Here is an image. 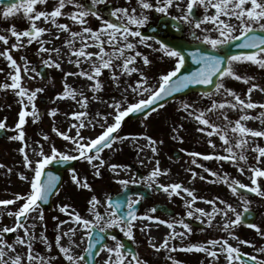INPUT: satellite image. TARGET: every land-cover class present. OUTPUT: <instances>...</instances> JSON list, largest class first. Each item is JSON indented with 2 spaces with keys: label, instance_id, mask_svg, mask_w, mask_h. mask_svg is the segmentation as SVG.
Instances as JSON below:
<instances>
[{
  "label": "rangeland",
  "instance_id": "obj_1",
  "mask_svg": "<svg viewBox=\"0 0 264 264\" xmlns=\"http://www.w3.org/2000/svg\"><path fill=\"white\" fill-rule=\"evenodd\" d=\"M84 3H88V0H82ZM132 5L135 6L136 0H131ZM186 2V0H185ZM57 0H47L46 4H37L35 8L37 10L50 11L53 9ZM128 0H109L107 5H98L101 10V14L107 17L106 8L110 7H127ZM184 7V4L181 5ZM0 9L3 6L0 5ZM74 8L72 5H67L64 12H71ZM213 10H209L211 14ZM172 15H179V11L173 7L170 9ZM203 14V9H199L198 15ZM161 14L152 12L150 13V20L148 25L141 29L142 33L147 31L150 27H160ZM88 26L96 29L99 26V21L93 17H88ZM58 23L69 24L72 31H79L80 26L71 23L70 19L66 16L57 18ZM168 21V20H167ZM39 27H50V31L45 32L42 39L50 41L45 47L58 48L59 53H38L39 45L34 41L31 45L26 44L27 38H21L25 46L19 49H12L11 44L15 42V37H12L10 32L7 31L10 27L14 26L16 31H23L30 27V22L24 18L22 13H16L15 11L9 18H3L0 16V35H6L8 37V44L5 45L0 41V51L8 48L9 53L16 59L17 63L23 66L26 58L29 62L28 67L30 69L35 68L36 72L40 73V66H44L46 69V78L41 75L37 76L36 72H29L25 74L23 67L21 68V85L27 87L30 90L42 88V92H38L34 101L36 110L39 114V119H34L33 116L28 115L25 117V124L22 125V130L25 133L24 141L12 140L10 137L17 135L15 125L19 120V112L22 108L25 111L31 112V105L24 108L21 103V98L14 94L16 97H12V93H15L11 89L0 88V122L5 124L7 136L0 138V200L14 199L17 194L21 196L30 192V181L33 177V172L30 168H25L23 164L24 153L20 152V148H25V153L29 155V159L35 161L39 159V151L42 148L45 154H50L52 146H55L61 152H67L71 155H76L73 152L74 145L70 141H66L59 133L66 132L70 136L76 134V128L72 125L77 124V121L70 114L72 112L86 111L88 113L87 120H92L96 116V113H100L101 116H107L113 112V109L109 105L113 100H122L126 95L129 102H134L140 97H135L129 90L128 93H124L123 90L127 84L133 83L138 79V74L133 73L131 77L120 76L119 86L111 80L108 70H103L102 76L99 78L102 83V89L93 92L91 84L94 81H89L85 77L79 75H67L68 73H78L81 69L89 70L90 65L87 61L81 58V64L79 67L76 64L70 63L69 60L75 61L76 57L71 55L70 48L65 44V40L69 38L68 32H59L57 38V29L51 25V23H44L43 20L37 21ZM170 28L180 31L179 37L185 40L194 42L189 32L188 25H182L181 28L172 27V23L168 21ZM210 27L211 25H205ZM135 27V26H133ZM156 35L159 39L161 34L157 31L151 33L148 36ZM198 35L203 33L197 31ZM213 36L215 32L211 33ZM165 38L171 36L169 31L163 35ZM138 39V38H137ZM75 46H80V40H75ZM148 43L153 44V48H147L144 45L137 46V51L148 56L151 63L147 66L143 65L140 58H137L136 66L148 77L149 82L155 84L161 73L172 67V61L170 58L163 57L160 52L153 49L158 47L154 41L149 40ZM86 51L97 52L96 47L87 48ZM51 55L53 60L60 63L59 69L55 67H49L42 63L43 59H47ZM114 63L119 64L120 61L116 60ZM0 84L8 83L12 81L9 78V73L12 69L9 67L5 57L0 56ZM236 73L242 77H248L249 82L245 83L243 80H236L235 78L226 77L223 79L226 88L233 89L238 93L242 99L251 100L258 106L255 109H249L248 114L251 117H258L262 109L260 104H264V69L250 62H243L236 66ZM119 72V69H117ZM35 77V78H32ZM67 83L76 92L83 93L84 97L88 98L86 108H81L77 101L71 98H60V94L64 91V85ZM257 84L259 87L253 89L249 94L247 92L251 84ZM203 92L192 91L185 96H179L178 98L169 101L164 104L163 107H158L155 111L148 113L146 116L138 117L137 120H127L122 123L119 130V135L122 137H128L124 140H116L113 142L110 148L104 149L100 153L101 158L104 160L103 165H99V161H93L92 164L88 163L83 158H79L73 168L78 179L85 180L90 185L88 189L81 187L74 183L71 179L73 169H66L64 171V179L60 185V189L53 196L52 209H43L39 205V209L28 214L25 227H29V232L36 239L32 242V249L34 254H39L40 257L49 258V264H67V261L63 259V254L59 252V246H70L74 254L79 255L84 253V249L87 247V240L81 239L82 229H77L75 234L69 233V236H64L63 233L67 232L69 227H72L71 218L67 213L61 212L60 208L64 205H68L69 212L78 213L82 217L92 218V214L88 212V202L92 196H96L101 204L97 206V211L103 214L104 207L106 206V199L108 197L116 196L125 187H133L130 196L138 198L142 196L140 200V208L137 211L139 217H145L144 219H138L133 222V238L130 241L136 247V255L144 264H226L225 255L218 252V258L213 259L205 252H197L195 250L189 252L186 248L191 244H205L208 248H212L211 245H207L206 242L211 239H228V242L234 247H238L240 252L247 254L246 256H255L257 260H264V252L259 249H264V197L254 195H245L249 201V209L255 211V217L252 224H256L260 229L258 232L256 229L249 227L243 222L232 228L233 234L238 239H232L227 233L220 231V226L225 219H235V215L231 212L227 217H223L217 214L212 221V225L209 226L206 221L207 217H202L201 220L195 219L196 208L204 209L205 212L212 211V205H209L206 201L216 200L217 197L230 203L229 200H235L238 203L237 211L243 212V204L239 200L238 196H234L230 189L223 182H219L218 177H213L209 172L204 171L205 168L211 169L217 172L220 176L227 174L229 179H235L245 185L251 186V171L243 162H240V166L245 167V171L241 173L238 170L236 164L228 161H219L215 158L210 160H204L203 155L193 156L192 153L219 154L225 155L224 143L219 139V136L214 134L209 137L205 132H201L198 129L204 127L199 125L193 118L189 117L187 113L181 109L180 102L185 101L191 103L194 108L204 110L210 107V99L202 95ZM95 97V98H94ZM147 94H145V97ZM13 98V99H12ZM80 96L77 95V100ZM212 99L220 101L222 99H231V97L214 96ZM24 104H27V99H24ZM19 107V109H18ZM56 109L55 115H50V111ZM227 115L233 122L240 118L241 113L238 110H227ZM208 118L216 121L214 114H208ZM100 123H105L100 117H96ZM221 122V121H216ZM112 123V117L108 116L107 124ZM246 127L253 130L264 131V123L261 119H248L242 121ZM87 124V121H86ZM55 129V130H54ZM176 129V131H173ZM210 130V129H209ZM103 129L95 121L91 125H88L80 129V134L86 138H95L99 135ZM47 136V139L44 137ZM147 137H151L155 141V147L157 151L152 152L151 146ZM175 137V138H174ZM182 138V139H180ZM249 147L246 153L247 165L259 167L264 170V157L260 158V162L257 163L255 156L257 153L252 151L255 145L264 147V137L252 138L249 134ZM211 140L215 144L213 148L208 141ZM178 150L180 152L179 157L173 156V151ZM161 169L162 174L158 176L160 182L167 184L181 183L183 187H186L193 191L194 196L197 197L192 203V207L189 209L185 200L192 199L188 197L186 193H181L180 196L173 194L169 196L164 191L157 194V198L151 202L152 196L155 195L156 189L154 187L148 188L147 185L141 181L147 177L155 167ZM193 161H196L193 163ZM99 166L100 175H96V168L93 165ZM110 165L117 166L115 169H119V172L110 167ZM201 165L203 167H201ZM48 166V165H47ZM10 170V171H9ZM166 170V172H165ZM193 172L196 173L193 177ZM21 175L26 177L22 179ZM123 177L124 180H128L129 184L124 186L120 183H116L114 178ZM200 177H204L201 179ZM132 180L139 181L138 183H131ZM257 183L264 190V177H257ZM140 186V190L135 188V185ZM241 194V193H240ZM203 198V199H200ZM147 201V203H145ZM24 200L15 201L13 204L3 206L0 205V228L5 226L13 227L16 223L14 215H9L8 212H15L24 203ZM165 204L167 207L173 210V215L162 213L160 211L151 212L150 209L155 204ZM217 207L225 208V205L219 204L217 201ZM193 211L194 216L188 217L187 211ZM226 210V209H225ZM42 211L43 220H39L37 217ZM148 215L158 217L160 220L172 222L174 220H184L189 224L192 231L187 233L186 230L180 224H175L174 228L170 231H162L161 227L167 226L161 224L159 220H147ZM61 221H68L66 224H60ZM142 221H147L151 224L148 227L141 225ZM192 222H197L202 227H194ZM35 225V227H30ZM59 225V228H58ZM110 230H116L120 235H123L117 228ZM184 232L183 237L171 238V233ZM246 232L251 235L250 240L246 239L243 233ZM41 234L46 237L48 244H51L49 249L47 245L40 239ZM61 236L60 244L57 245L56 237ZM24 231L17 227L15 232L3 234V239L8 243L13 244L15 251L11 249H5L7 256L5 259H9L15 255L22 257V264H27L26 254L27 245H21L15 243L17 237H23ZM124 236V235H123ZM128 238V237H127ZM163 239V240H162ZM167 239V248H154L153 245L159 247ZM120 240V239H119ZM240 240L248 241V244H240ZM121 241V240H120ZM108 246L114 247L115 241L109 239ZM217 246L215 249L218 251ZM175 250H170V249ZM171 257V259H169ZM108 254L106 250L100 252L98 264H104L107 260ZM131 257L128 256V260ZM33 264H39V261H33ZM235 264V262H234Z\"/></svg>",
  "mask_w": 264,
  "mask_h": 264
},
{
  "label": "snow or ice",
  "instance_id": "obj_2",
  "mask_svg": "<svg viewBox=\"0 0 264 264\" xmlns=\"http://www.w3.org/2000/svg\"><path fill=\"white\" fill-rule=\"evenodd\" d=\"M47 0H17V2L4 4L3 9H0V16L3 18H9L13 12L22 13L24 18L30 22V27L23 31H16L14 26L10 27L7 31L10 32L12 37H15V42L11 44L12 49H19L25 46L21 38H27L26 44L31 45L34 41L39 45L38 53H59L58 48L45 47L50 41H46L41 37L45 32L50 31L44 27L37 26V21L43 20L44 23H51L59 32H68L69 38L65 40V44L70 48L71 55L75 56V61L69 60L70 63H75L77 67L81 64V58L87 61L90 65L89 70L81 69L78 73H68L67 75H79L87 78L89 81H94L91 84L93 92H97L102 89V83L100 77L103 74V70H108L111 80L119 86L120 76L131 77L133 73L138 74V79L131 84H127L123 92L131 94L135 97H140L134 102H129L127 96L124 95L122 100H113L109 105L113 109V112L107 116H101L100 113H96V116L92 120H87L88 113L86 111L72 112L70 115L74 117L77 124L72 125L76 128V134L74 136L68 135L66 132L59 133L63 139L70 141L73 145V152L76 155L68 154L67 152H61L51 147L50 154H45L41 148L39 151V159L32 161L29 159V155L25 153V148L21 147L20 152L23 155V164L25 168H30L33 172V177L30 181V192L21 196L17 194L14 199L0 200V205L7 206L13 204L15 201L24 200L25 202L15 212L9 211V215H14L16 223L13 227L0 228V264H22V257L15 255L9 259H5L7 252L5 249H11L15 251L13 244L8 243L3 239V234L15 232L17 227L23 229L24 236L17 237L15 243L21 245H27L26 261L27 264H33V261H39V264H49V258L40 257L39 254H34L32 249V242L36 239L35 236L30 234L29 227H25V223L28 218V214L37 211L39 209V201H46L49 195L57 186V182L60 177L56 176L51 171H45L46 166L55 163H64L66 161L83 158L88 163L92 164L93 161H99V165H103L104 160L101 158L100 153L106 148H110L114 141L128 139V137H122L119 135V130L122 126V122L130 114H136L145 112V110L155 111L153 105H158V102L164 100L166 97L172 96L174 93L181 92L187 89L190 85H214L212 91H204L203 96L210 99V107L200 110L194 108L191 103L181 101L180 107L184 110L189 117H193L200 127L198 130L205 132L209 137L216 134L219 139L223 141L225 147V155L192 153L193 156L203 155L204 160L217 159L219 161H228L236 164L238 170L243 173L245 167L240 166V162H243L245 166L251 171L252 175L251 186L245 185L238 180L229 179L227 174L220 176L217 172L205 168L204 171L209 172L211 176L218 177L219 182H223L227 185L234 196H238L239 200L243 204V212L237 211L231 203H227L219 197L216 200L206 201L209 205H212L211 212H205L204 209L196 208L195 219L201 220L202 217H207L206 221L209 226L212 225L213 218L220 214L223 217H227L231 212L235 215V219H225L220 226V231L227 233L232 239H238L232 232V228L242 223L243 216L249 211L250 201L238 192V189H246L248 192L255 193L258 196L264 197V190L257 183V177H264V170L255 166L247 165V151L249 147V134L252 138L264 137V131L253 130L245 126L242 121L248 119H261L264 123V104H260L262 109L258 117H251L248 114L249 109L257 108V104L251 102V100L242 99L241 96L233 89L226 88L223 79L226 77L235 78L236 80H243L248 83V77H242L236 73V66L243 62H250L254 65L264 69V0H136L135 6L132 5L131 0H128L127 7H110L106 8L107 17L101 14V10L98 5H107L109 0H88V3L82 2V0H57V3L50 11L37 10L35 5L46 4ZM3 3V0H0ZM184 4V7L181 5ZM67 5H72L74 10L71 12L62 11ZM175 7L179 11V15H172L170 9ZM203 9V14L198 15L199 9ZM209 10H213L211 14ZM156 12L161 14V17H167L172 21L178 23L173 24L174 28H181L182 25H188L189 32L191 33L192 40L198 44L210 46L211 49L217 50L225 46L235 43L237 49H243L246 51H240L234 54L225 52L223 55L213 54L209 51H203L197 47L195 50L188 52L186 49L179 46H172L166 43L163 39H158L156 35L145 36L141 29L148 25L150 20V13ZM66 16L70 19L74 25H79V31H72L69 24L58 23L57 18ZM88 17L97 19L100 23L96 29L88 26ZM205 25H211L207 27ZM135 26V27H133ZM197 31L203 33L198 35ZM215 32L213 36L211 33ZM238 33V34H237ZM138 38V39H137ZM80 40V46H75V40ZM154 41L158 46L154 48V51L160 52L163 57L170 58L172 61V67L165 72L161 73L155 84L149 82L148 77L136 66L137 58L139 57L142 64L147 66L151 63L148 56L137 51V46L144 45L147 48H153L152 43L148 41ZM0 41L5 45L8 44V37L6 35H0ZM96 47L97 52L86 51L87 48ZM0 56L5 57L9 62V67L12 71L9 73V78L12 83L0 84V88L11 89L15 94L21 98V103L26 108L31 105L32 111H25L23 108L19 112V120L15 125L17 135L10 137L12 140L24 141L25 133L22 130V125L25 124V117L31 115L34 119H39L38 111L35 106V99L38 92H42V88L30 90L21 85V68L25 74L29 72H36L35 68L30 69L28 67V61L26 58L25 64L21 66L17 63L16 59L9 53L8 48L0 51ZM198 65L194 70L188 71L185 69L188 58ZM119 60L120 63L116 64L114 61ZM42 63L49 67H55L59 69L60 63L53 60L51 55L47 59H43ZM119 69V72H117ZM183 70V71H182ZM0 71H3L0 69ZM39 76L40 73L36 72ZM218 77V79H213ZM35 78V77H32ZM257 84H251L247 92L250 94L253 89L258 88ZM264 91V89H262ZM147 94V97H145ZM77 95L80 99L77 100ZM214 96L231 97V99H222L217 101L212 99ZM27 99V104H24V99ZM60 98H71L80 104L81 108H86L88 98L84 97L83 93H77L67 83L64 85V91L60 94ZM95 98V97H94ZM163 107V105H159ZM238 110L241 115L240 118L234 122L229 119L227 110ZM56 109L50 111V115H55ZM208 114H214L216 116V122L208 118ZM108 116L112 117V123L105 126ZM96 117H100L105 123H100ZM87 121V124H86ZM95 121L103 129V131L95 138H86L80 134V129L88 125H91ZM5 124L0 122V129H4ZM210 129V130H209ZM55 130V129H54ZM176 131V129H173ZM115 133V135H114ZM48 137L45 136L44 139ZM175 138V137H174ZM151 150L153 153L157 151L155 141L151 137H147ZM182 139V138H180ZM208 143L215 148V144L211 140ZM252 151L257 153L255 160L260 162V158L264 157V147H260L258 144L252 148ZM196 161H193L195 163ZM144 178V183L148 188H152L156 181V178L162 174L161 169L158 167ZM96 168V175H100L99 166L93 165ZM114 170L117 166L110 165ZM201 167H203L201 165ZM10 171V170H9ZM72 171L71 179L77 185L88 189L90 185L86 179L81 181L75 174V170ZM166 172V170H165ZM196 173L193 172V177ZM44 177V179H42ZM22 179H26L21 175ZM204 179V177H200ZM139 181L132 180L131 183H138ZM120 184L127 186L128 180H120ZM158 189L163 190L169 196L173 194L180 196L181 193H186L190 200H185L186 206L190 209L192 203L197 197L194 196L192 190L183 187L181 183H171L157 185ZM143 197L133 198L131 196L126 197L123 200H113L111 197L106 199V206L104 207L103 214L97 211V206L101 204V201L92 196L88 202V212L92 214V218L82 217L78 213L69 212V206L64 205L60 208L61 212L67 213L72 221V227H69L67 232H64V236H69V233L75 234L77 229H82L81 239L87 240V247L84 249V254L76 255L72 251L70 246H59V252L63 254V259L67 261V264H91L95 260L94 250L96 246L100 244L104 238L107 230L117 228L125 237L129 239L133 238V222L138 219H144L145 217H139L136 212V206L140 203ZM203 199V198H200ZM217 201L221 205H225V208L217 207ZM226 209V210H225ZM151 212H156V208L150 209ZM186 215L193 217L194 212L189 210ZM39 220H43L42 211L37 217ZM147 220H159L161 224H166L168 228H174L175 224H180L186 230L187 233H191L192 229L189 224L184 220H174L172 222L160 220L158 217L148 215ZM68 221H61L60 224H66ZM251 228L260 232V229L256 224H249ZM30 227H35L31 225ZM59 228V225H58ZM186 233L173 231L170 235L171 238L183 237ZM40 239L50 249L51 244H48L46 237L41 234ZM61 236L57 235L56 243L60 244ZM115 241V246L111 247L104 244L101 251L106 250L108 254L107 260L104 264H144L142 260L138 258L131 250H127L125 244L120 241L117 236L111 237ZM240 244H248V241L240 240ZM207 245H211L212 248H208L205 244H191L186 250L191 252L193 250L197 252H205L208 256L214 260L218 258V252L226 254V264H249V260L243 258L247 254H242L238 247H234L228 242V239H211L206 242ZM217 246L218 251L213 250ZM154 248H167V239L159 247L153 245ZM170 250H175L170 249ZM264 252V249H259ZM85 255L88 259L85 258ZM128 256L131 257L128 260ZM171 259V257H169ZM251 260L256 261V264H264V260H257L255 256L251 257Z\"/></svg>",
  "mask_w": 264,
  "mask_h": 264
},
{
  "label": "water",
  "instance_id": "obj_3",
  "mask_svg": "<svg viewBox=\"0 0 264 264\" xmlns=\"http://www.w3.org/2000/svg\"><path fill=\"white\" fill-rule=\"evenodd\" d=\"M14 2H17V0H3V3H0L2 5L4 4H10V3H14ZM172 32V37L171 38H166V39H163L166 43H169L170 45L172 46H179L181 48H184L186 49L188 52H191L193 50H195V48L199 47L201 48V50L203 51H209V52H212L213 54H219L211 49H208L205 45L203 44H198V45H194V44H191L189 42H186L182 39H180L178 37V34H176L175 32L171 31ZM150 32H147L146 34H148ZM235 43L236 42H233L232 45L230 46H225L224 48H222V50H224V53L225 52H228L229 54H234V53H237V52H240V51H246V50H243V49H237L235 47ZM223 55V54H222ZM196 64H194L190 57L188 58L187 60V63L185 65V69H187L188 71H191V70H194L196 68ZM41 71H42V75L45 76V69L44 68H40ZM183 71V70H182ZM214 80L215 79H218V77H214L213 78ZM214 88V85H190L187 89H184L182 90L181 92H178V93H174L172 96L170 97H166L164 100H161L160 102H158V105H153L152 107L154 108H157L159 105L165 103L166 101H169L170 99H174L176 97H178L179 95H182V94H187V93H190V91H212ZM150 110H145V112H141V113H136V114H130L129 115V118H132V119H136L138 118V116L140 115H144V114H147ZM5 130L4 129H0V137L4 136L5 135ZM179 152L175 151L174 152V156L178 157L179 156ZM75 160H70V161H66L64 163H52L51 165H55L56 169L54 171H51L53 172L56 176H59L60 179L59 181L57 182V186L56 188L53 190V192L49 195L48 199L46 201H40L41 205L43 208H51V200H52V196L55 194V191L60 187L59 185L61 184V181H62V178H63V170L65 168H73L75 166ZM46 172L49 171V170H45ZM44 179V178H43ZM239 192L241 193H245V194H254V193H251V192H248L246 189H238ZM130 195V189H125L121 194V198L120 200H123V199H126V197H129ZM115 201V200H114ZM138 206H136V211L138 210ZM158 210H164L168 213H170L171 211H168L165 206H157L156 207ZM255 216V213L251 210H249L247 213L244 214L243 216V222L249 224V223H252V219L254 218ZM111 236V235H115L117 237H119L118 233L115 232V231H107L106 234H105V238L104 240L98 244L96 246V249L94 250V255H95V258L97 257L98 253L100 252L101 250V247L103 244H105L108 240V237L107 236ZM125 246H126V249L127 250H131L132 253H135V247H133V244L130 243V241L124 237H121ZM85 258L88 259V257L85 255ZM243 258H245V256H243ZM246 259V258H245ZM249 260V259H248ZM91 264H96V259L93 260L91 262ZM249 264H256L255 262H253L251 259L249 260Z\"/></svg>",
  "mask_w": 264,
  "mask_h": 264
},
{
  "label": "bare ground",
  "instance_id": "obj_4",
  "mask_svg": "<svg viewBox=\"0 0 264 264\" xmlns=\"http://www.w3.org/2000/svg\"><path fill=\"white\" fill-rule=\"evenodd\" d=\"M46 29H51V28H50V27H47ZM237 34H238V33H237ZM115 172H119V169H118V170L115 169ZM120 180H124V178H123V177L114 178V181H115L116 183H119ZM143 181H144V179H143L141 182H142L143 184H145ZM160 183H163V182H160L158 179H156L155 183L153 184V187L156 189V192H157V193H156L155 195H153V196H152V199H151L150 201H148V202H151V203H152V201H153L154 199L157 198V194L163 192V190L157 188V185L160 184ZM163 184H165V183H163ZM145 185H146V184H145ZM137 197H139V196H137ZM229 201H230V203H231L234 207L238 208V203L235 202V200H229ZM145 203H147V201H145ZM140 224H141V225H144L145 227H148V226L151 225V224H149L147 221H142V223H140ZM161 230H162V231H166V232H168V231H170V228H168L167 226H164V227H161ZM162 240H163V239H162Z\"/></svg>",
  "mask_w": 264,
  "mask_h": 264
},
{
  "label": "trees",
  "instance_id": "obj_5",
  "mask_svg": "<svg viewBox=\"0 0 264 264\" xmlns=\"http://www.w3.org/2000/svg\"><path fill=\"white\" fill-rule=\"evenodd\" d=\"M12 97L15 98V96H12ZM13 98H12V99H13Z\"/></svg>",
  "mask_w": 264,
  "mask_h": 264
}]
</instances>
